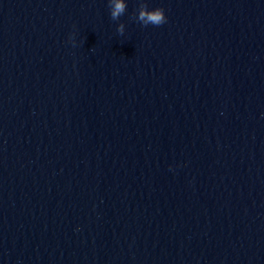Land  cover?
Segmentation results:
<instances>
[{
  "label": "water",
  "instance_id": "95a60500",
  "mask_svg": "<svg viewBox=\"0 0 264 264\" xmlns=\"http://www.w3.org/2000/svg\"><path fill=\"white\" fill-rule=\"evenodd\" d=\"M126 2L0 0V264H264V0Z\"/></svg>",
  "mask_w": 264,
  "mask_h": 264
},
{
  "label": "clouds",
  "instance_id": "9594fccd",
  "mask_svg": "<svg viewBox=\"0 0 264 264\" xmlns=\"http://www.w3.org/2000/svg\"><path fill=\"white\" fill-rule=\"evenodd\" d=\"M126 8V0H109V14L113 20L123 15ZM136 19L142 26H160L166 23L167 17L163 8L149 7L147 3H143L137 11ZM117 31L123 33V24L118 25Z\"/></svg>",
  "mask_w": 264,
  "mask_h": 264
}]
</instances>
